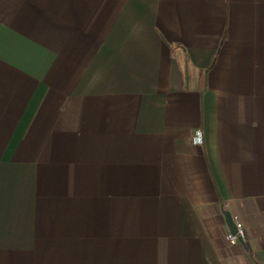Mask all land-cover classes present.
I'll return each instance as SVG.
<instances>
[{"label":"crops","instance_id":"0c3cea01","mask_svg":"<svg viewBox=\"0 0 264 264\" xmlns=\"http://www.w3.org/2000/svg\"><path fill=\"white\" fill-rule=\"evenodd\" d=\"M0 264H264V0H0Z\"/></svg>","mask_w":264,"mask_h":264},{"label":"built area","instance_id":"2783aa9c","mask_svg":"<svg viewBox=\"0 0 264 264\" xmlns=\"http://www.w3.org/2000/svg\"><path fill=\"white\" fill-rule=\"evenodd\" d=\"M196 143L202 145L204 143L202 132H197ZM237 234L229 233L227 235V240L231 245H237L240 241L245 239V231L243 223L239 219H235Z\"/></svg>","mask_w":264,"mask_h":264},{"label":"water","instance_id":"95a60500","mask_svg":"<svg viewBox=\"0 0 264 264\" xmlns=\"http://www.w3.org/2000/svg\"><path fill=\"white\" fill-rule=\"evenodd\" d=\"M225 216H226V220H227V223L229 225V228L231 230V233L237 234L236 224H235V221L232 217V214L229 211H225Z\"/></svg>","mask_w":264,"mask_h":264}]
</instances>
